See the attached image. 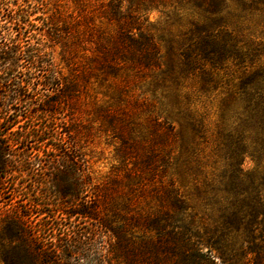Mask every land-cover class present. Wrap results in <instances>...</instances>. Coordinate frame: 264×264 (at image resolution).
I'll use <instances>...</instances> for the list:
<instances>
[{
    "label": "trees",
    "instance_id": "obj_1",
    "mask_svg": "<svg viewBox=\"0 0 264 264\" xmlns=\"http://www.w3.org/2000/svg\"><path fill=\"white\" fill-rule=\"evenodd\" d=\"M229 1L73 0V12L56 5L55 12L39 19L46 31L30 22L39 10L36 4L21 0L11 9L0 3V179L37 174L58 156L59 162L75 167L82 180L73 198L66 197L67 189L59 193L68 209H58L68 222L67 232L56 237L51 235L55 214L48 205L4 212L0 207L1 264H264V185H246L238 161L231 165L234 175L220 180L225 193L221 223L210 228L197 220L175 185L163 181L177 137L172 125L149 114V138L133 157L136 152L130 150L124 123L145 102L132 99L130 88L142 75L160 68L149 12L159 11L168 20L182 8L203 11L204 18L192 21L185 34L181 56L187 67H217L228 60L243 63L247 55L225 21ZM27 38L35 42L24 44ZM93 82L106 84L118 96L119 105L101 109L99 116L118 134L126 149L119 151L121 158L132 165L124 179L101 184L90 177V160L82 145L87 133L56 119ZM239 94L244 103L240 118L248 131L239 132L235 140L228 137L230 142L222 143L221 150L232 147L227 144L244 145L251 137L264 147V69L247 76ZM31 119L41 126L26 127ZM259 152L264 155V150ZM88 182L91 194L80 191ZM0 189L4 190L1 180ZM32 215L41 219L33 221ZM82 220L95 221L100 230H83Z\"/></svg>",
    "mask_w": 264,
    "mask_h": 264
},
{
    "label": "rangeland",
    "instance_id": "obj_2",
    "mask_svg": "<svg viewBox=\"0 0 264 264\" xmlns=\"http://www.w3.org/2000/svg\"><path fill=\"white\" fill-rule=\"evenodd\" d=\"M29 1L39 9L30 18V22L42 31L47 28L41 26L42 21L39 19L55 12L56 5L68 12H73L76 8L73 0ZM0 3L9 4L11 9L22 4L21 0H0ZM224 16L242 51L247 54L245 61L239 63L228 60L217 67L210 64L202 66L201 63L187 67L181 56L186 47L183 40L191 28V22L204 18L203 11L191 7L182 8L178 11V16L168 20L159 11L149 12L147 17L151 23L150 29L160 50V68L142 75L130 88L129 95L132 99L145 102L138 106L132 119H124L130 150L136 152L132 154L133 157L139 156V150L145 148L143 142L149 138L146 122L149 114L153 113L161 121L172 125L177 137L163 181L172 182L192 207L197 220L210 228L221 223L219 209L225 193L221 192L224 187L220 185V180L228 181L234 175L231 165L238 161L246 185L252 181L255 186L264 185V155L259 152L264 147L253 143V137L244 145L237 147L227 144L232 147L220 149L222 143L230 142L228 137L235 140L239 137V132L247 129L240 118L244 103L239 100V93L247 76L258 69H264V4L237 3L232 0L228 2ZM23 41L24 44L35 42L29 38ZM59 53L60 49L56 47L57 61ZM38 74L39 72L36 73ZM118 105V96L111 93L106 84L93 82L75 102L70 103L71 111L56 116L57 123H66V127L70 125L73 129L87 133L82 145L90 160V177L94 184L113 178L124 179L127 169L132 167L128 164L129 161L125 162L121 158L119 151L126 149L118 134L106 128L99 116L101 109ZM41 124L40 121L31 119L25 126L39 127ZM10 139H15V136L10 135ZM57 159L58 156L45 163L37 174L26 172L16 177L6 175L0 179L4 185V190L0 189L1 212L11 207L26 211L39 203L48 205L52 210L51 215L55 214L51 230L53 237L62 231L67 232L65 226L68 221L59 212L58 206L65 210L68 206L61 201L60 191L69 190L66 197L73 198L74 191H78L82 182L75 167ZM246 185H240L239 188L244 190ZM81 187L80 191L91 194L92 185L89 182ZM262 190L264 194V189ZM40 219L41 217L32 215L33 221ZM77 221L75 224H78ZM81 222L79 227L83 230L94 233L100 230L95 221ZM44 237L42 233V238ZM2 242L0 239V245ZM262 260L264 261V254ZM111 264L117 263L112 261Z\"/></svg>",
    "mask_w": 264,
    "mask_h": 264
}]
</instances>
